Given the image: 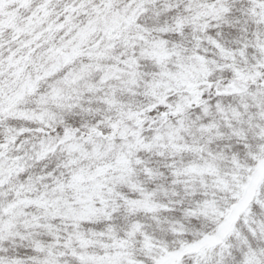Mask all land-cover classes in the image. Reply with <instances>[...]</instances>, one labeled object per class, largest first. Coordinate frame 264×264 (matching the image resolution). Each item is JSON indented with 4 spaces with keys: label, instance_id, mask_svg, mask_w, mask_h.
I'll return each instance as SVG.
<instances>
[{
    "label": "snow or ice",
    "instance_id": "snow-or-ice-1",
    "mask_svg": "<svg viewBox=\"0 0 264 264\" xmlns=\"http://www.w3.org/2000/svg\"><path fill=\"white\" fill-rule=\"evenodd\" d=\"M0 264H264V0H0Z\"/></svg>",
    "mask_w": 264,
    "mask_h": 264
}]
</instances>
